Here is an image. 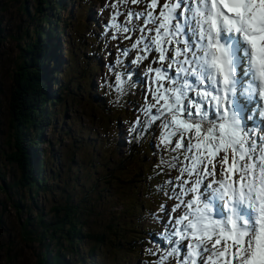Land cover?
Returning a JSON list of instances; mask_svg holds the SVG:
<instances>
[{
	"label": "snow or ice",
	"instance_id": "obj_1",
	"mask_svg": "<svg viewBox=\"0 0 264 264\" xmlns=\"http://www.w3.org/2000/svg\"><path fill=\"white\" fill-rule=\"evenodd\" d=\"M157 7L127 11L130 26L113 17L124 39L142 34L109 53L101 77L117 103L144 101H125L137 114L132 139L160 127L176 154L152 264H264V0H166L154 15Z\"/></svg>",
	"mask_w": 264,
	"mask_h": 264
},
{
	"label": "rangeland",
	"instance_id": "obj_2",
	"mask_svg": "<svg viewBox=\"0 0 264 264\" xmlns=\"http://www.w3.org/2000/svg\"><path fill=\"white\" fill-rule=\"evenodd\" d=\"M148 1L151 2V0H141L139 5L129 2L125 6L120 0H79L81 9L73 3L71 16L63 15L66 16V22H70L64 31L63 39L69 41L74 60L73 66L64 74L63 82L69 89L80 80L81 84L85 83L91 88L100 102L97 104L91 101L92 103L89 104L84 98L75 97L74 108L69 109L66 118L56 124L52 122L49 129L43 132L41 147L47 153H49L48 148L52 150L54 154L50 153L49 158L53 161V167L59 168L62 174L67 168L70 169L67 175L50 182L51 185L62 182L60 189L66 185V192L78 197V193L85 192L89 188L87 185L93 180H99L95 198L100 199L101 203L93 200L95 206L89 216L92 224H105L113 214H118L122 207L130 210L135 205L143 207L144 210L148 207L151 213L158 215L162 201L173 203L168 199L166 192L161 191L162 183L166 182L169 172L173 178L178 175L177 171H172L176 154L161 145L163 130L156 127L154 138L145 133L139 139L133 140L128 128L129 123L137 119V114L125 106V101L131 99L141 105L144 101L133 95L121 96L117 103V94L114 91L110 92L106 86H101V77L108 79V69L105 64L110 58L109 53L114 59L118 54V47L130 48L131 43L142 34L136 31L128 34L132 39H124L125 34L117 33V28L130 26L126 16L127 11H143L145 5L149 4ZM165 2L166 0H162L154 15L159 14L160 7ZM114 4L115 8L112 7ZM19 10L18 2L0 0V174L7 183L11 184L15 181L16 166L6 158L12 151L11 134L13 133L8 100L13 83V70L18 65L21 48L30 39L23 30L28 27L31 31L34 27V23L25 15H20ZM113 17L116 18L117 28L110 27ZM132 23L142 26V21L133 20ZM19 25L21 29L18 31ZM105 26H109L106 33ZM101 33L105 35L102 37ZM113 34H117L118 38L112 39ZM105 43L109 45L108 49H105ZM135 55L136 52L133 51L132 57L134 58ZM64 59L67 60L66 57ZM94 63L99 69L94 75L92 73L90 75L87 70ZM132 91L134 92L135 89ZM65 98L67 99L68 96ZM54 119L57 120V117ZM89 134L92 136L90 141L88 138L85 139ZM104 137H108V140L105 141ZM60 139L63 141L60 142ZM114 141L119 142L118 148ZM132 141L136 143L135 147L131 145ZM130 149H132L131 154H129ZM105 164H109V168H104ZM110 170H114L110 175L105 173ZM136 170H143V176L137 177ZM117 171L126 173V177ZM132 175L134 177L130 178ZM66 180H69V186L64 183ZM108 181H111V184ZM166 183L168 186V182ZM53 196L58 198L56 192ZM19 198H23L21 204L28 205L32 213L41 211L46 219L53 215L51 211L53 202L49 195L38 205H33L31 202H26L27 197L23 196V192L15 186L10 197L5 190H0V264H36L34 247L26 246L22 240L24 235L22 221L27 215V206L20 211L13 206ZM65 198L61 196L60 200L63 201ZM84 200L87 201L88 206L89 198ZM135 218L141 229V239L144 238L153 247L150 236L156 234L159 237L163 233L160 219L159 225L153 228L154 222L145 212L137 211ZM110 249L109 246L100 249L103 264H152L155 260L148 250L143 256L138 254L135 257L125 250L113 253L108 252Z\"/></svg>",
	"mask_w": 264,
	"mask_h": 264
},
{
	"label": "trees",
	"instance_id": "obj_3",
	"mask_svg": "<svg viewBox=\"0 0 264 264\" xmlns=\"http://www.w3.org/2000/svg\"><path fill=\"white\" fill-rule=\"evenodd\" d=\"M12 1L20 4V15H25L31 20L34 27L31 31L28 27L23 30L30 39L21 48L18 65L13 70V83L8 100L13 133L12 151L6 158L16 166L15 181L13 184L7 183L0 174V190H5L10 197L15 186L27 197L26 202L33 205H38L47 195L53 202L51 207L53 215L48 219L43 212L32 213L28 205H22L23 198H19L13 204L18 211L27 206V215L22 221L24 231L22 240L26 246L34 247L36 264H103L100 249L107 246L111 248L108 252L117 253L118 250H125L132 256L137 257L138 254L143 256L152 246L144 238L141 239V229L138 227L135 214L137 211L145 212L154 222L153 228L159 225L158 218L161 214L151 213L148 207L144 210L143 207L135 205L131 210L122 207L120 212L113 214L105 224H92L89 216L95 206L93 200L101 203L100 199L95 198L99 180H93L87 185L89 188L85 192L78 193V197L73 193H67L66 185L60 189L62 182L50 184L56 178L67 175L70 169L67 168L62 174L59 168L53 167L49 154L54 153L50 148L47 153L41 147L43 132L49 129L52 122L56 124L66 118L69 109L74 108L75 97L84 98L89 104L100 102L85 83L81 84L79 80L68 89L62 79L74 63L71 45L68 40L63 39L64 31L70 23L66 22L65 17L72 12L73 3L81 9L79 0ZM20 29L21 25L18 26V31ZM97 69L99 67L94 63L87 72L94 75ZM54 117H57V120ZM91 137L89 134L85 139L88 138L90 141ZM104 138L105 141L108 140V137ZM114 143L117 148L120 146L118 141ZM131 145L135 147L136 143L132 141ZM131 151L132 149L129 150V154ZM104 168H109V164H105ZM146 169L148 173L149 167ZM112 171L114 170L105 173L110 175ZM117 172L126 177V173ZM142 174L143 170L135 172L137 177L143 176ZM132 177L134 176L130 178ZM166 182L163 181L162 184H167ZM64 183L69 186V180ZM108 183L111 184V181ZM55 192L58 198L53 196ZM61 196L66 198L61 201ZM87 197L88 206L84 200Z\"/></svg>",
	"mask_w": 264,
	"mask_h": 264
}]
</instances>
